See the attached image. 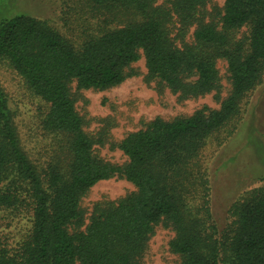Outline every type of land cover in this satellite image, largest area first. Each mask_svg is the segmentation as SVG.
I'll return each instance as SVG.
<instances>
[{"label": "trees", "instance_id": "16d2710c", "mask_svg": "<svg viewBox=\"0 0 264 264\" xmlns=\"http://www.w3.org/2000/svg\"><path fill=\"white\" fill-rule=\"evenodd\" d=\"M74 1L79 24L72 40L29 15L0 21V63L48 106L40 128L52 142L49 151L26 149L0 85V210L29 220L16 246L0 248V264H143L160 225L175 232L170 249L178 264H264V190L234 202L232 221L220 230L201 156L264 81V0ZM141 58L147 78L181 100L220 96L224 60L230 93L217 110L156 118L120 142L109 127L90 133L77 110L79 93L121 85L138 73L133 65ZM253 124L240 131L264 134ZM258 140L264 145V137ZM106 145L127 161L104 159ZM241 151L227 163L237 164ZM257 160L264 181V152ZM113 178L136 190L95 204L85 225L83 198Z\"/></svg>", "mask_w": 264, "mask_h": 264}, {"label": "rangeland", "instance_id": "374dc122", "mask_svg": "<svg viewBox=\"0 0 264 264\" xmlns=\"http://www.w3.org/2000/svg\"><path fill=\"white\" fill-rule=\"evenodd\" d=\"M217 1L222 6L225 0ZM77 5L76 1L71 3V0H0V21L13 15H29L46 22L72 40L77 36L75 28L79 24L77 10L74 9ZM246 30L244 28L242 32L246 33ZM133 67L138 73L115 88L79 93L81 97L77 110L88 121L90 133L97 134L103 127H109L111 140L120 142L129 133L142 129L156 118L171 120L189 116L203 107L217 110L231 89L227 62L224 60L218 62L221 95L215 92L187 100H181L179 95L150 81L145 58H141ZM0 85L15 111L26 149L34 153L52 149L51 139L40 128V122L48 111L44 101L34 96L18 73L4 62L0 63ZM243 124L247 127L252 124L261 126L264 132V81L241 104L238 118L209 140L201 155L204 165L210 170V209L220 230L232 221L229 210L234 202L242 203L253 191L264 190V181L258 178L257 160L264 152V145L259 142L258 136L264 137V134L257 136L252 129L240 131ZM100 150L101 156L114 164L122 165L127 161L122 151L110 145ZM239 150L242 151L237 164L227 163L231 154ZM135 190L134 185L124 179L99 182L82 201V207L86 210L85 225L90 221L95 204L102 201L119 202ZM9 216L12 218L8 212L0 210V248L16 246L28 231V219L11 220ZM174 237L172 229L162 225L156 227L143 264H178L179 256L170 249Z\"/></svg>", "mask_w": 264, "mask_h": 264}]
</instances>
